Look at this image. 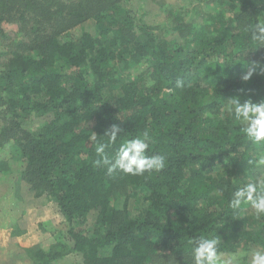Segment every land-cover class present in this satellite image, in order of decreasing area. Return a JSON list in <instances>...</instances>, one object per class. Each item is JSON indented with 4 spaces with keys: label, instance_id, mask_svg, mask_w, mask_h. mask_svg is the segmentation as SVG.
<instances>
[{
    "label": "trees",
    "instance_id": "obj_1",
    "mask_svg": "<svg viewBox=\"0 0 264 264\" xmlns=\"http://www.w3.org/2000/svg\"><path fill=\"white\" fill-rule=\"evenodd\" d=\"M122 1L0 0V41L11 45L0 67L8 112L0 137L18 152L0 172L14 174L13 199L35 208L52 201L65 225L46 249L18 245L17 225L9 242L30 264H57L71 252L82 264H192L188 241L200 234L219 237V255L264 245V217L228 207L236 187L264 176L255 163L264 144L221 119L231 96L264 99V74L240 79L254 62L257 73L264 67V46L254 48L245 31L264 18V0H225L198 27L173 16L167 35L135 27ZM89 18L95 33L61 38ZM3 23L17 25L10 38ZM136 66L148 80L133 76ZM32 110L43 118L34 131L22 126ZM112 124L122 129L118 142L147 131L149 155L165 156V167L142 176L95 167L97 140L106 142ZM134 190L142 210L129 207Z\"/></svg>",
    "mask_w": 264,
    "mask_h": 264
},
{
    "label": "rangeland",
    "instance_id": "obj_2",
    "mask_svg": "<svg viewBox=\"0 0 264 264\" xmlns=\"http://www.w3.org/2000/svg\"><path fill=\"white\" fill-rule=\"evenodd\" d=\"M225 0H123L121 5L124 8L130 9L133 14V22L136 25L145 24L150 26V30L154 34L158 35H167L173 32V28L177 23L174 20V17L177 15H182L178 24L190 23L193 26L198 27L200 25H205L209 22V15H214V13L221 8V5ZM67 5H70V1L66 2ZM55 9V8H54ZM169 11L174 12V14H169ZM174 16V17H173ZM3 28L6 33H8L9 38L14 35V32L17 31V25L15 23H3ZM86 31L89 33H95L96 31V21L92 18L87 19L83 23L64 31L61 35L63 40L75 37L81 32ZM9 40V39H8ZM11 45H7L4 42L0 41V67L6 64L8 54L10 51ZM145 70V66L135 67L133 76L137 73H142V78L148 80V74L142 72ZM127 71V70H126ZM124 72V71H123ZM136 73V74H135ZM146 83H148L146 81ZM8 118V112L6 111L5 105L0 104V129L5 125V119ZM43 125V118L38 116L32 110L30 114L22 119V126L27 128L30 131L39 129ZM14 147V142L12 139H4L3 136L0 137V161L11 160L18 157V152L16 153ZM260 154H264V151H260ZM20 163V161H19ZM14 174L7 173L3 174L0 172V194L3 193L0 197V225L3 224L6 227H14L17 225L21 230H29L26 241L39 240L38 243L34 245L41 246L42 248H47L51 242L52 230L51 227L55 228L58 225L63 232H65L64 218L60 213H57V208L55 204L50 201L46 205L39 208L30 207L32 202L23 203L20 200L13 199L14 190L13 186ZM22 184V185H21ZM21 190L20 198L29 196V190L25 188L26 182H20ZM142 192L140 190H134L130 196L129 207L134 209L142 210L144 205L141 201ZM25 202V201H24ZM42 210L45 212L43 217L40 218L41 224H39L35 217H30L27 221L26 215L28 212L35 214L36 210ZM2 222V223H1ZM28 222V223H27ZM49 222V223H46ZM2 226V227H5ZM2 227L0 229V237L3 235ZM56 228V229H57ZM17 241V240H16ZM31 245V246H34ZM251 250V249H250ZM248 251H237L240 253H248ZM9 251L11 254L8 258L5 257V252ZM236 253V252H234ZM0 254L3 257H0V262L4 261L5 264H30V261L19 253L14 247L12 242L8 241L6 244L0 248ZM233 254V253H232ZM231 254L220 255L222 260L227 259ZM61 264H82V254L79 252H71L68 255L64 256ZM247 256L242 257V264H247ZM58 261L57 264H59Z\"/></svg>",
    "mask_w": 264,
    "mask_h": 264
},
{
    "label": "clouds",
    "instance_id": "obj_3",
    "mask_svg": "<svg viewBox=\"0 0 264 264\" xmlns=\"http://www.w3.org/2000/svg\"><path fill=\"white\" fill-rule=\"evenodd\" d=\"M249 40L254 48L264 46V18L246 27ZM259 62H254L244 72L240 79L249 81L254 74H264V67L257 73ZM227 116L238 127L240 133L252 144H264V99L254 101L251 97L242 98L239 95L229 97L221 112V119ZM122 132L118 124H112L105 129L103 136L106 142L97 140L95 153L97 158L93 161L95 167H104L108 175L122 173L132 176H142L146 172H159L165 167L166 157L159 154L149 155L152 138L147 131L128 139H120ZM115 146L114 151L108 149ZM251 163V161H250ZM258 166L264 165V154L259 155L256 162ZM250 206L252 215L256 219L264 217V176L250 180L235 188L228 201V207L239 214L243 206ZM191 245L192 264H242V257L247 256V264H264V245H258L248 253L236 252L222 260L218 253L219 237L215 235L200 234L188 241Z\"/></svg>",
    "mask_w": 264,
    "mask_h": 264
},
{
    "label": "crops",
    "instance_id": "obj_4",
    "mask_svg": "<svg viewBox=\"0 0 264 264\" xmlns=\"http://www.w3.org/2000/svg\"><path fill=\"white\" fill-rule=\"evenodd\" d=\"M57 213H59V212L57 211ZM44 214H45L44 211L38 209V210L35 211V214L34 215L32 213L28 212L25 217H26L27 221L30 220L29 219L30 217L31 218L32 217H35V219H37L36 221L39 223L40 222V218L39 217L42 218ZM30 221H28V222H30ZM41 223H39V224H41ZM46 223H49V222H46ZM2 226H5V225L3 224ZM2 226L0 225V229H1ZM6 226L5 227H2V232H4V233L0 237V248H2L4 244H6V242L9 239L10 233H11V231L13 229L10 226L9 227H6ZM59 227H60V225H58V228ZM56 228H57V226L55 228L51 227L50 230H54ZM28 233H29V230L27 229V231H23V233H21L20 235H17L16 236V240H17L16 242H17L18 245L23 246V247H28V246L34 245V244H36V243L39 242V240H34V241H30V242L29 241H26V238H29ZM4 255H5V257L8 258L11 254H9V251H7V252H5ZM0 257H3V256L0 254ZM63 258H65V257H63ZM63 258L60 260L59 264H61V262L63 261ZM0 264H5V262L4 261H1Z\"/></svg>",
    "mask_w": 264,
    "mask_h": 264
}]
</instances>
